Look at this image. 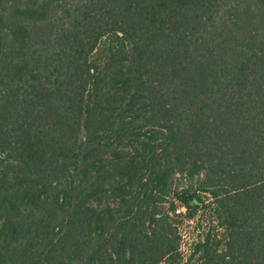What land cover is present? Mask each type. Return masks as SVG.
<instances>
[{"label": "trees", "instance_id": "1", "mask_svg": "<svg viewBox=\"0 0 264 264\" xmlns=\"http://www.w3.org/2000/svg\"><path fill=\"white\" fill-rule=\"evenodd\" d=\"M0 264H264V0H0Z\"/></svg>", "mask_w": 264, "mask_h": 264}, {"label": "rangeland", "instance_id": "2", "mask_svg": "<svg viewBox=\"0 0 264 264\" xmlns=\"http://www.w3.org/2000/svg\"><path fill=\"white\" fill-rule=\"evenodd\" d=\"M179 231L182 235L181 240V251L183 254L187 253L189 244L193 241V239L196 237L198 231H202L203 229H206V226L204 223H202L200 226L198 224L196 225L195 222H184L179 221Z\"/></svg>", "mask_w": 264, "mask_h": 264}]
</instances>
